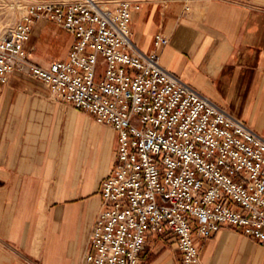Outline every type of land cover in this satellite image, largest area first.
I'll list each match as a JSON object with an SVG mask.
<instances>
[{
	"label": "built area",
	"instance_id": "1",
	"mask_svg": "<svg viewBox=\"0 0 264 264\" xmlns=\"http://www.w3.org/2000/svg\"><path fill=\"white\" fill-rule=\"evenodd\" d=\"M139 8L131 0H33L0 35V83L30 76L118 135L86 264H140L153 235L170 236L179 264H204L197 240L224 225L264 247V138L161 65L168 36L156 35L149 54L135 45ZM41 18L73 37L66 58L48 67L32 63L35 49L26 48Z\"/></svg>",
	"mask_w": 264,
	"mask_h": 264
},
{
	"label": "crops",
	"instance_id": "2",
	"mask_svg": "<svg viewBox=\"0 0 264 264\" xmlns=\"http://www.w3.org/2000/svg\"><path fill=\"white\" fill-rule=\"evenodd\" d=\"M131 1L140 3L131 23L135 45L149 54L156 35L168 36L161 65L264 138V0ZM66 36L36 21L30 61L48 67L65 59L73 43L71 36L66 52ZM56 45L59 52L50 53ZM117 151L110 126L54 100L38 80L15 72L0 83V264H11L13 249L41 264H86ZM155 242L173 244L170 236L153 235L148 244ZM197 245L204 264H264V247L226 225ZM180 259L175 249L140 264Z\"/></svg>",
	"mask_w": 264,
	"mask_h": 264
},
{
	"label": "rangeland",
	"instance_id": "3",
	"mask_svg": "<svg viewBox=\"0 0 264 264\" xmlns=\"http://www.w3.org/2000/svg\"><path fill=\"white\" fill-rule=\"evenodd\" d=\"M32 2L33 0H0V35L7 28L13 27L17 23L22 21L23 17L27 15V12H28L27 6L32 4ZM39 20L43 21L45 19L41 18ZM39 20H35L33 26L35 25L36 21H39ZM48 24L54 25L53 22L51 21H48ZM50 37L48 41L51 40ZM66 40H67V45H68L66 47V52H68V47L70 43L72 42V37L66 36ZM33 42H34V37H32L31 44ZM48 50L50 53H53V54H57V52H59V48L57 45L49 46ZM175 249H176V246H174L171 243H168V244H162V243L160 244L158 242L150 243L147 246L144 259L151 260L152 256L158 255L161 252L163 253L166 251H170L171 253H174ZM154 253H157V254H154ZM11 264H41V262L35 261L34 258L30 257L25 251H18V250L13 249L12 257H11Z\"/></svg>",
	"mask_w": 264,
	"mask_h": 264
}]
</instances>
